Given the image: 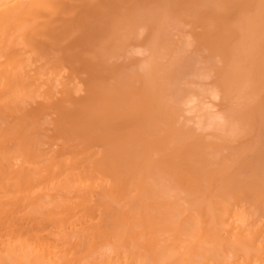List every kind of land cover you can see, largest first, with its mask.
I'll list each match as a JSON object with an SVG mask.
<instances>
[{"label": "bare ground", "instance_id": "bare-ground-1", "mask_svg": "<svg viewBox=\"0 0 264 264\" xmlns=\"http://www.w3.org/2000/svg\"><path fill=\"white\" fill-rule=\"evenodd\" d=\"M0 264H264V0H0Z\"/></svg>", "mask_w": 264, "mask_h": 264}]
</instances>
